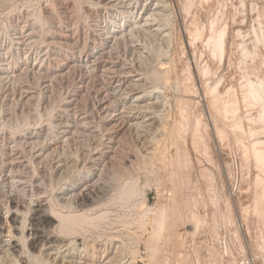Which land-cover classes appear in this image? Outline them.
Listing matches in <instances>:
<instances>
[{
	"label": "bare ground",
	"instance_id": "1",
	"mask_svg": "<svg viewBox=\"0 0 264 264\" xmlns=\"http://www.w3.org/2000/svg\"><path fill=\"white\" fill-rule=\"evenodd\" d=\"M3 2L0 17L10 8ZM173 8L170 0H52L0 26V264H152L137 254L141 241H125L144 232L118 225L106 208L102 175L130 138L139 148L127 168L139 172L158 155L166 100L158 87L172 76L161 58L176 55ZM73 140L87 144L68 153ZM148 241L145 252L160 247Z\"/></svg>",
	"mask_w": 264,
	"mask_h": 264
},
{
	"label": "rangeland",
	"instance_id": "2",
	"mask_svg": "<svg viewBox=\"0 0 264 264\" xmlns=\"http://www.w3.org/2000/svg\"><path fill=\"white\" fill-rule=\"evenodd\" d=\"M3 1L10 8L0 26L52 2ZM170 1L176 55L161 58L173 74L158 87L166 99L160 150L131 170L126 161L139 147L130 138L121 164L102 175L112 194L104 204L118 225L144 232L125 241L140 243L137 254L152 264H264V0ZM146 241L160 247L145 252Z\"/></svg>",
	"mask_w": 264,
	"mask_h": 264
}]
</instances>
